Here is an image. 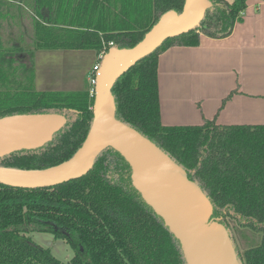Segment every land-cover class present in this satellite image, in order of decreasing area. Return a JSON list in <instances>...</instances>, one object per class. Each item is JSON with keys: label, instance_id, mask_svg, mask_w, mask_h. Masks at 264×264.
<instances>
[{"label": "trees", "instance_id": "1", "mask_svg": "<svg viewBox=\"0 0 264 264\" xmlns=\"http://www.w3.org/2000/svg\"><path fill=\"white\" fill-rule=\"evenodd\" d=\"M209 1L212 7L197 28L165 40L116 81V118L155 143L200 186L213 206L210 220L228 229L229 219L260 233L259 245L242 254L235 248L241 264H264V125L160 122L159 55L173 46H198L200 34L228 36L247 2ZM183 5L184 0H0V118L54 113L67 120L51 142L0 158V167L44 170L67 161L93 120L88 85L82 91L36 90L35 51L99 53L109 43L132 48L163 14L181 13ZM26 34L33 50L22 46ZM130 174L123 157L108 148L81 178L49 188L0 185V264H187L179 241L133 188ZM49 229L57 239L69 243L71 237L86 257L77 253L63 263L26 235Z\"/></svg>", "mask_w": 264, "mask_h": 264}, {"label": "water", "instance_id": "2", "mask_svg": "<svg viewBox=\"0 0 264 264\" xmlns=\"http://www.w3.org/2000/svg\"><path fill=\"white\" fill-rule=\"evenodd\" d=\"M209 0H184L181 13L168 11L132 48H110L101 60L88 134L67 161L44 169L0 167V185L49 188L86 175L104 150L118 152L130 167L133 188L174 234L187 264H241L228 229L210 220L213 206L200 186L155 143L116 118L112 88L134 64L170 38L197 28ZM67 123L60 114H15L0 118V158L42 148Z\"/></svg>", "mask_w": 264, "mask_h": 264}, {"label": "crops", "instance_id": "3", "mask_svg": "<svg viewBox=\"0 0 264 264\" xmlns=\"http://www.w3.org/2000/svg\"><path fill=\"white\" fill-rule=\"evenodd\" d=\"M158 98L163 127L264 125V0H247L228 36L161 53Z\"/></svg>", "mask_w": 264, "mask_h": 264}, {"label": "rangeland", "instance_id": "4", "mask_svg": "<svg viewBox=\"0 0 264 264\" xmlns=\"http://www.w3.org/2000/svg\"><path fill=\"white\" fill-rule=\"evenodd\" d=\"M17 30L20 33L23 32L22 29ZM2 36L6 39H12V37L7 34ZM23 40L25 42L22 44L23 48L33 50L32 46L27 45L31 42V38L27 34L23 36ZM97 55L98 53L94 51H35L33 62H35L34 70L38 80V82L35 83L36 90H84L92 67L96 63ZM227 224L229 235L240 254L246 249L260 244V233L239 227L235 222L229 219H227ZM52 231V229H49L48 232L45 233L34 231L26 233V235L29 236L35 244L42 248L49 249L52 256L63 263L70 261L77 253L86 257V253L80 250L81 248L75 244L76 241L71 239V237L68 243L67 240L55 238Z\"/></svg>", "mask_w": 264, "mask_h": 264}, {"label": "built area", "instance_id": "5", "mask_svg": "<svg viewBox=\"0 0 264 264\" xmlns=\"http://www.w3.org/2000/svg\"><path fill=\"white\" fill-rule=\"evenodd\" d=\"M112 46V43H109L107 47H103L102 50L97 55L96 63L93 65L91 73L88 77V87H89V95L90 97L94 96V87L96 84V76L98 73V70L100 68V63L106 52L108 51L107 48H110Z\"/></svg>", "mask_w": 264, "mask_h": 264}, {"label": "flooded vegetation", "instance_id": "6", "mask_svg": "<svg viewBox=\"0 0 264 264\" xmlns=\"http://www.w3.org/2000/svg\"><path fill=\"white\" fill-rule=\"evenodd\" d=\"M81 251H83L82 249H80Z\"/></svg>", "mask_w": 264, "mask_h": 264}]
</instances>
